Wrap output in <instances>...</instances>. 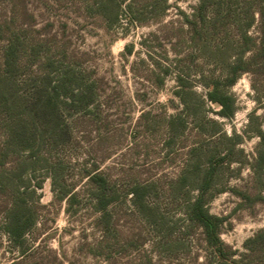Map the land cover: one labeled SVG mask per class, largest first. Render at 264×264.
<instances>
[{"label": "rangeland", "instance_id": "obj_1", "mask_svg": "<svg viewBox=\"0 0 264 264\" xmlns=\"http://www.w3.org/2000/svg\"><path fill=\"white\" fill-rule=\"evenodd\" d=\"M224 1L203 45L200 0H0V264H230L198 198L224 256L264 264V68L227 83L264 0ZM72 80L93 100L60 128L8 106Z\"/></svg>", "mask_w": 264, "mask_h": 264}, {"label": "trees", "instance_id": "obj_2", "mask_svg": "<svg viewBox=\"0 0 264 264\" xmlns=\"http://www.w3.org/2000/svg\"><path fill=\"white\" fill-rule=\"evenodd\" d=\"M211 5L215 6L211 8ZM231 6L229 1L222 2V0H200V4L197 7L198 17L202 20V29L199 32L200 39L203 41V45L207 43L205 36L210 33L213 27H215L216 21H222L227 19L231 14ZM208 13H212L213 18L207 22ZM253 18V16L251 17ZM245 26V30L251 25L252 19ZM264 32V26L262 27ZM245 37L248 41L253 39L245 33ZM255 43V41H254ZM255 45H257L255 43ZM251 44L250 46L243 47L238 60L235 63L230 64L228 73L230 78H227L228 84H233L239 74L243 72L255 73L258 67L264 68V41L258 46ZM252 51V55L248 59H244L245 53ZM11 61H7V66H10ZM15 83V82H14ZM13 83V84H14ZM216 83V82H215ZM12 84V82H10ZM60 89L64 91L63 94ZM56 91L55 94L52 93ZM93 91V86H83L81 82L77 80L64 81L58 84L52 85L51 81L48 82L39 93L30 97H23L20 92H16L14 95L7 98L9 101V108H16L23 105L26 109L24 110L27 115L31 118V121L36 124V118L39 116L44 119L48 115H52L56 118L58 128L63 124L61 117L63 109L69 107V110L73 113L85 112L89 108L93 97L90 93ZM44 92V93H41ZM70 92V93H69ZM208 98L213 103H218L221 107L220 113L224 116L232 115V101L230 97L220 90L218 84H215L213 90L208 93ZM24 109V108H23ZM192 216L196 219L204 228L207 240L210 245L215 246L218 252V258H221L225 262L230 264H239L237 261L232 260L230 256L225 257L222 251L223 242L220 240L217 232L218 218H215L205 209L203 199L198 198L192 205ZM15 233V232H14Z\"/></svg>", "mask_w": 264, "mask_h": 264}]
</instances>
